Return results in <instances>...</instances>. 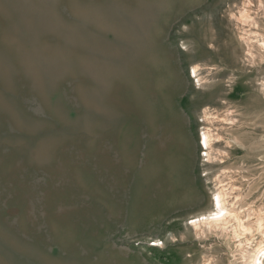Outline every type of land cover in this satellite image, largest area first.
<instances>
[{
  "label": "rangeland",
  "instance_id": "1",
  "mask_svg": "<svg viewBox=\"0 0 264 264\" xmlns=\"http://www.w3.org/2000/svg\"><path fill=\"white\" fill-rule=\"evenodd\" d=\"M262 39L264 0H0V264H247L191 221L264 231Z\"/></svg>",
  "mask_w": 264,
  "mask_h": 264
},
{
  "label": "bare ground",
  "instance_id": "2",
  "mask_svg": "<svg viewBox=\"0 0 264 264\" xmlns=\"http://www.w3.org/2000/svg\"><path fill=\"white\" fill-rule=\"evenodd\" d=\"M241 17L243 19H247L249 17L247 15L246 9L241 12ZM260 42L261 43L259 45V49L261 48L264 51V39H262ZM192 71L193 73L195 72L194 68L192 69ZM211 132L212 131L210 130V128L206 127L205 131H203L200 135V145L202 149L206 151V156L211 155V145L215 137ZM223 193L224 192L220 191L213 199V210L211 213H209L208 215H201L192 219L191 225L194 227L196 234H201L203 227H207L209 230L219 231L222 234L232 233L234 237L233 239H239V241H241V237L245 239L250 237L251 239L259 235V237L257 238L258 240L251 239L252 242L255 241L254 246L249 245L247 248H244L242 247L243 245L239 243L237 247L239 249L241 258H244L245 263L264 264V231L262 230L261 220L257 221L254 226L250 224V227H248L249 225H245L247 226L245 227L240 220L239 214L226 208V205H224L225 200ZM246 242L249 243V240L247 239Z\"/></svg>",
  "mask_w": 264,
  "mask_h": 264
}]
</instances>
